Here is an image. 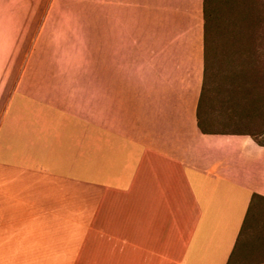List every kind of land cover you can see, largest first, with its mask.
Wrapping results in <instances>:
<instances>
[{
  "label": "crops",
  "instance_id": "1",
  "mask_svg": "<svg viewBox=\"0 0 264 264\" xmlns=\"http://www.w3.org/2000/svg\"><path fill=\"white\" fill-rule=\"evenodd\" d=\"M56 1L0 0V264H264V143L201 107L203 0L117 29L105 0L76 62L44 60L74 25Z\"/></svg>",
  "mask_w": 264,
  "mask_h": 264
},
{
  "label": "rangeland",
  "instance_id": "2",
  "mask_svg": "<svg viewBox=\"0 0 264 264\" xmlns=\"http://www.w3.org/2000/svg\"><path fill=\"white\" fill-rule=\"evenodd\" d=\"M104 1L68 0L64 14L73 9L74 25L63 27L64 35H58L57 43H52L55 48H50L44 60H88L91 50L102 49L104 31L110 25L103 18ZM120 1L111 0L106 5L107 12L120 17L117 23L113 22L112 29L123 28L124 23L120 21L123 14L148 16L152 13V0H123L127 4L121 6ZM208 5L206 79L201 107L209 119L219 122L216 129L252 131L264 143V0H209ZM69 29L75 30L73 46L68 43L72 37ZM38 47L30 59L42 57ZM100 55L95 53L96 57Z\"/></svg>",
  "mask_w": 264,
  "mask_h": 264
},
{
  "label": "trees",
  "instance_id": "3",
  "mask_svg": "<svg viewBox=\"0 0 264 264\" xmlns=\"http://www.w3.org/2000/svg\"><path fill=\"white\" fill-rule=\"evenodd\" d=\"M208 1L209 0H203V14H204V22H205V35H206V27H207V21H208V13L210 10H208Z\"/></svg>",
  "mask_w": 264,
  "mask_h": 264
}]
</instances>
